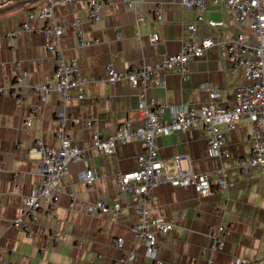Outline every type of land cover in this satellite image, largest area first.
Returning <instances> with one entry per match:
<instances>
[{"label": "crops", "instance_id": "crops-1", "mask_svg": "<svg viewBox=\"0 0 264 264\" xmlns=\"http://www.w3.org/2000/svg\"><path fill=\"white\" fill-rule=\"evenodd\" d=\"M0 6V90L9 89L16 73V64L28 70L25 82L45 83L52 79L55 58L46 48L40 32L43 23L32 22V32L22 31L27 11L37 8L47 0H3ZM165 6L164 23H158L152 8ZM138 11L146 18L137 23V13L125 7L121 0H112L103 12L99 23L89 21L85 3L62 4L55 7L61 24L81 19L82 29L94 45L80 48L76 33L67 29L59 47L66 59L77 58L80 70L88 79L85 98L77 95L67 102V110L79 120L77 126L68 124L69 135L79 146L89 150L88 163L98 171L99 178L93 185L80 180L83 164L72 167L69 177L61 181L63 194L53 213L43 212L31 226V233L16 228L14 222L22 215L25 202L32 190L42 183L38 173L39 155L31 152L38 138L46 145L59 147L57 113L62 108L58 94H51L43 105L39 96L28 89L17 96L0 95V252L12 264H128L125 255L134 252V264H156L145 258V247L131 232L138 221L135 213L126 207L119 215L114 213L90 216L77 211L69 194L80 200L109 204L120 202L123 196L116 176L138 169L142 144L134 141L121 145L113 155H102L93 148L94 130L87 121L95 122L103 137L115 134L118 125L137 118L138 95L141 89H132L129 83L109 86L103 82L107 67L112 65L119 72L129 69L143 59L158 63L164 57L180 52L190 36L189 25L197 23L195 41L206 37L231 40L246 27L239 25L232 10L225 5L209 7L198 22L199 13L185 10L181 0H147ZM224 22L222 28H212L207 22ZM16 33V37L9 36ZM159 34L160 42L151 44L149 35ZM164 88H152L150 96L164 106L190 104L200 107L210 102L209 93L203 88L209 83L222 91L214 103L220 108L235 104V93L245 82L242 70L235 67L230 56L217 45L190 68L188 80L171 72L163 75ZM34 109L39 116L26 128ZM229 158L220 160L210 156L209 133L204 128L186 133H174L158 139V149L165 162L166 172H176L174 158L183 156V168L194 173L206 174L223 167L233 186L229 191H218L208 198L200 197L192 187L173 188L162 185L155 190L149 203L150 218L172 220L176 228L170 243L160 254L161 264H264V170L249 177L237 171V162L250 153V125L243 121L235 131L223 128ZM18 176V177H16ZM19 178V179H18ZM223 225L229 230L226 244L221 250H212L210 229ZM53 233L66 235V242L54 243ZM122 239L124 248L119 250L114 241ZM99 256H103L99 258Z\"/></svg>", "mask_w": 264, "mask_h": 264}, {"label": "built area", "instance_id": "built-area-1", "mask_svg": "<svg viewBox=\"0 0 264 264\" xmlns=\"http://www.w3.org/2000/svg\"><path fill=\"white\" fill-rule=\"evenodd\" d=\"M121 1L125 7L132 8L137 13L138 24L146 21L138 9L147 0ZM111 2L112 0H47L44 7L27 11V20L22 26V31L32 32L34 20L43 23L40 32L45 38L47 50L55 58L54 74L52 79L45 83L30 85L25 82L29 76L28 70L23 69L21 64H16L11 87L0 90V95L15 97L20 90L26 88L39 96L40 102L45 105L51 94H58L62 108L57 113L60 146H48L42 138H38L31 148V152L39 155L38 173L42 177V183L35 187L27 198L22 215L14 222L16 228L31 233V226L38 221L41 213H53L57 210L64 192L61 181L71 175L73 166L83 164L85 167L80 173L82 183L93 185L99 178L98 171L88 163L89 150L77 145L68 133V124L77 126L79 120L68 112L67 102L75 94L79 100H83L89 81L83 76L78 59H66L59 47V42L67 29L76 33L80 48L92 46L95 42L87 38L82 29L81 19L77 18L70 24H61L55 15V7L62 4L85 3L89 21L95 24L103 20L105 7ZM214 5L227 6L232 10L235 21L246 27L248 32L244 31L231 40L206 37L195 41L198 28L195 23L188 26L190 36L179 53L166 56L158 63L143 59L123 72L115 70L112 65L107 67V75L103 78L105 84L114 86L120 82H127L132 89L143 91L138 95L136 120L118 125L114 135L103 137L100 127L93 121H87V126L94 130L93 148L102 155H113L119 146L136 141L143 146V151L138 157L139 167L133 172L116 176L123 196L120 202L109 204L103 199L85 202L73 192L69 194L77 211L90 216L107 213L119 215L125 207L133 211L138 221L131 226V232L136 241L145 247V258L156 264H161L160 254L164 246L170 243L176 224L165 218H150L149 203L154 200L155 190L162 185L173 188L192 187L200 197L208 198L215 192L229 191L233 186L227 178L225 168L221 167L206 174L194 173L183 168L184 158L180 155L174 158L176 172L174 174L166 172L165 162L159 154L157 144L160 137L204 128L209 133L210 156L224 160L229 158V152L223 128L232 132L237 130L243 121H247L250 125V153L237 162V171L249 177L253 172L264 170V0H181V6L185 10H195L199 13L198 22L204 21L202 14ZM152 15L158 23L163 24L165 6L158 4L153 7ZM207 24L212 28L224 27V22L208 21ZM9 36L16 37L17 34ZM148 38L153 45L160 42L159 34H151ZM217 45L230 56L235 67L244 73L245 82L236 89L235 104L224 108L216 106L214 102L222 96V91L209 83L204 84L203 88L208 91L210 102L200 107L190 104L164 106L158 104L155 97L150 96L152 88H164L165 73L174 72L187 81L192 64L201 60L208 50ZM39 114V110H33L32 117L26 122L27 129L32 127L33 118ZM0 172H5L2 165ZM228 233L226 226L212 227L211 249L214 251L223 249ZM2 235L0 230V238ZM50 240L54 243L66 242L68 237L53 233ZM114 245L122 250L124 241L116 239ZM123 260L125 263L134 264L137 255L130 252ZM0 264L12 263L4 260L0 252Z\"/></svg>", "mask_w": 264, "mask_h": 264}, {"label": "trees", "instance_id": "trees-1", "mask_svg": "<svg viewBox=\"0 0 264 264\" xmlns=\"http://www.w3.org/2000/svg\"><path fill=\"white\" fill-rule=\"evenodd\" d=\"M8 2H12V1H16V2H18V1H20V0H7ZM4 1L3 0H0V6L2 5V3H3ZM47 4V2L46 3H42L41 5H39V6H37V8H42V7H44L45 5ZM34 8V7H33Z\"/></svg>", "mask_w": 264, "mask_h": 264}]
</instances>
